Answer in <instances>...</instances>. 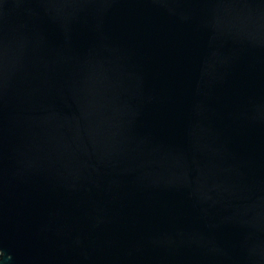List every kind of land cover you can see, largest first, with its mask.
Segmentation results:
<instances>
[{"label":"water","instance_id":"water-1","mask_svg":"<svg viewBox=\"0 0 264 264\" xmlns=\"http://www.w3.org/2000/svg\"><path fill=\"white\" fill-rule=\"evenodd\" d=\"M0 264H264V0H0Z\"/></svg>","mask_w":264,"mask_h":264}]
</instances>
